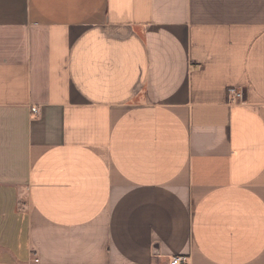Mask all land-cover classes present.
I'll return each instance as SVG.
<instances>
[{
    "label": "crops",
    "instance_id": "1",
    "mask_svg": "<svg viewBox=\"0 0 264 264\" xmlns=\"http://www.w3.org/2000/svg\"><path fill=\"white\" fill-rule=\"evenodd\" d=\"M173 256L264 264V0H0V264Z\"/></svg>",
    "mask_w": 264,
    "mask_h": 264
},
{
    "label": "built area",
    "instance_id": "2",
    "mask_svg": "<svg viewBox=\"0 0 264 264\" xmlns=\"http://www.w3.org/2000/svg\"><path fill=\"white\" fill-rule=\"evenodd\" d=\"M227 96H228V102L235 104L243 101L244 92L242 89L229 87L227 89ZM31 110L35 112L36 108H31ZM169 264H187V259L185 256H173Z\"/></svg>",
    "mask_w": 264,
    "mask_h": 264
}]
</instances>
